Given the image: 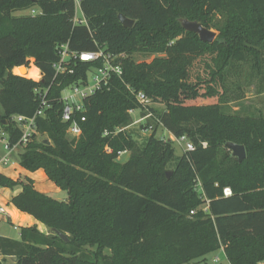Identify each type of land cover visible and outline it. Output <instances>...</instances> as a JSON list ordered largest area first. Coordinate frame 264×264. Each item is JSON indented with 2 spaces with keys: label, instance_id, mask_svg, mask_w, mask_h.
<instances>
[{
  "label": "trees",
  "instance_id": "trees-1",
  "mask_svg": "<svg viewBox=\"0 0 264 264\" xmlns=\"http://www.w3.org/2000/svg\"><path fill=\"white\" fill-rule=\"evenodd\" d=\"M32 7L40 13L13 15ZM80 9L81 25L75 0H0V137L19 144L14 117H34L47 93L51 107L36 119L38 134L19 163L68 194L58 201L28 176L0 174L1 187L22 188L12 204L49 230L0 236V264H188L220 250L230 264H264V117L223 109L235 101L231 70L250 65L264 80V0H81ZM120 15L134 26L125 28ZM183 20L217 31V39L202 42ZM66 44L78 54L126 55L123 76L87 99L78 140L67 136L60 99L90 66L78 62L74 75L56 77L57 47ZM136 54L164 57L137 63ZM129 88L164 106L150 108L154 131L142 145L128 130L115 134L133 124L130 110L146 114ZM158 129L186 136L195 150L176 156ZM229 142L246 148L242 163ZM120 152L130 153L124 163Z\"/></svg>",
  "mask_w": 264,
  "mask_h": 264
},
{
  "label": "built area",
  "instance_id": "built-area-1",
  "mask_svg": "<svg viewBox=\"0 0 264 264\" xmlns=\"http://www.w3.org/2000/svg\"><path fill=\"white\" fill-rule=\"evenodd\" d=\"M81 0H75L76 5L80 6ZM34 14V12H33ZM35 15V14H34ZM37 15V14H36ZM76 24H85V20L77 16L75 17ZM58 54L60 56V61L54 65V69L57 76H67L74 75L77 72L78 62H83L89 64V68L85 71V75L81 77L76 83L68 86L61 94L60 101L64 105L62 121L69 124L67 129V136L71 140H78L82 135V128L79 123L86 121V101L97 92H101L105 89L110 88V84L113 78H121L123 76V66L122 59L126 58V55H115L111 52H108L106 48H101L95 52H87L78 54L72 52L69 49V45H60L57 47ZM42 75L38 81H40ZM131 93L135 95L137 101L145 110L146 114L142 115L141 110H130L129 114L131 116H136L138 112L141 115L134 119V122L131 126L127 128L117 129L115 134H119L129 128L139 125L146 122L144 126V132L149 133L154 131V126L149 125L148 121L150 119H155L154 114L151 112L150 108L154 106L152 99L147 96L144 92H135L129 88ZM47 93L43 96V103L41 108L36 112V115L32 118L25 116H16L14 117L15 124L22 131V139L19 144L15 146H10L8 139L4 138L7 155L4 159L1 160L0 164L9 165L11 163V157L15 153H19L20 149H23L29 145L32 141V138L37 133L36 119L38 117H44L47 109L51 107L49 101L46 99ZM108 135V133H106ZM175 142L179 143L184 152H192L195 150L194 144L186 137L175 138ZM203 146L206 147L207 143H203ZM109 153L112 151L107 149ZM127 154L126 152L119 153V160ZM0 186V190H1ZM233 195L230 188L224 190L225 197H231ZM0 215H7L6 209L3 206H0ZM217 259L215 262H218Z\"/></svg>",
  "mask_w": 264,
  "mask_h": 264
},
{
  "label": "rangeland",
  "instance_id": "rangeland-1",
  "mask_svg": "<svg viewBox=\"0 0 264 264\" xmlns=\"http://www.w3.org/2000/svg\"><path fill=\"white\" fill-rule=\"evenodd\" d=\"M37 14V11L34 12V14ZM35 14V15H36ZM31 16L33 15L31 10H25V11H16L14 12V16L20 17V16ZM77 16L81 19H83V14L81 12L79 4H77ZM217 34H219L217 31H214ZM158 57H164L163 55H144V54H136L133 58L137 63H143V62H151L155 58ZM29 70L32 69L31 65L34 64V60L31 59L29 61ZM18 70V69H17ZM14 74L18 75L16 73V69L14 70ZM28 78L27 76H23ZM31 79V78H30ZM228 84L230 88V95L235 100L231 102L229 105H224V111L226 113H232V114H240V115H255V116H263L264 117V80H261V76L258 75V72H254L251 69L250 65H242V68H237L236 70H231L228 75ZM205 93V91H203ZM154 108L156 110L162 111L164 110V106L160 104H154ZM1 109V108H0ZM141 115L140 112L134 116V119H137ZM145 123L135 125L131 128H129V132L133 135L136 142L140 145H142L152 134V132L145 133L144 132V126ZM157 136L159 138H162L164 140H170L171 139L175 142V137L172 135H169L166 131L162 129H158ZM5 138H7L6 135H4ZM46 138V136L38 135L37 141H42ZM174 149L176 152V156H181L185 152L183 150V147L175 142L174 143ZM19 153L14 154V158L12 161L18 162L17 168H14L11 166H1V173L2 175L8 178H11L15 181H19L21 179H24L26 176H30L34 182H35V189L43 194H47L54 199L58 201H66L68 199V194L61 189H59L53 182H51L48 178L46 173L43 170H39L37 172H29L25 170L20 165V159ZM6 147L3 145V143L0 142V159H4L6 157ZM130 153L125 154L121 159L120 162H126L129 159ZM10 165V164H9ZM44 175L46 177H44ZM1 191L4 188L1 187ZM18 189L22 188L21 186H16L14 189L17 191ZM200 191V190H199ZM1 216V215H0ZM6 216V215H2ZM7 217V216H6ZM8 236L7 238L13 239V240H20L19 238V228L14 226L12 224L11 220L7 219L6 221L2 220L0 223V236ZM3 236V237H4ZM107 254H109L108 251H106ZM217 259H219L218 262H215ZM7 264H13L12 262H7ZM188 264H230L228 258L226 257L223 250L214 252L212 254H209L204 259L196 260Z\"/></svg>",
  "mask_w": 264,
  "mask_h": 264
},
{
  "label": "crops",
  "instance_id": "crops-1",
  "mask_svg": "<svg viewBox=\"0 0 264 264\" xmlns=\"http://www.w3.org/2000/svg\"><path fill=\"white\" fill-rule=\"evenodd\" d=\"M33 12L37 11V14L40 13V10L38 7H32L31 9H29ZM36 14V13H35ZM14 15V14H13ZM34 15V14H33ZM31 66H34L31 65ZM35 67V66H34ZM36 68V67H35ZM19 69V68H17ZM16 69V70H17ZM38 69V68H37ZM39 70V69H38ZM40 71V70H39ZM40 77H41V73H40ZM1 111V109H0ZM169 134V133H168ZM170 135V134H169ZM4 135H2V137H0V142L3 143V145L5 146V141H4ZM171 139V137H170ZM172 140V139H171ZM6 147V146H5ZM7 154V153H6ZM15 154V153H14ZM14 154L11 157V163L10 165H4V164H0V171H1V166H13L14 168H17L18 162H14L12 161V159L14 158ZM2 159H0L1 162ZM0 174H3L0 172ZM30 177V176H28ZM44 177H46L44 175ZM31 178V177H30ZM48 178V177H47ZM21 192V189H18L17 191L15 190H11V189H4V190H0V206H3L6 209L7 212V217L6 216H0V223L2 220L6 221L7 219L11 220L12 224H14V226L19 228V238H20V228L21 227H32V226H37V228L45 234L49 233V230L42 225L40 222L36 221L32 216L22 213L21 211H19L13 204H12V198L16 195H18ZM4 236V235H3ZM4 237H8V236H4ZM7 262H12L13 264H16V259L15 258H7L5 264H7Z\"/></svg>",
  "mask_w": 264,
  "mask_h": 264
},
{
  "label": "water",
  "instance_id": "water-1",
  "mask_svg": "<svg viewBox=\"0 0 264 264\" xmlns=\"http://www.w3.org/2000/svg\"><path fill=\"white\" fill-rule=\"evenodd\" d=\"M119 18H120L122 25L125 28L131 29L134 26V21L126 18L124 15H120ZM182 26L185 29V31L197 34L200 40L204 43L212 44L215 42V40L218 37V34L216 32L206 29L205 27L202 26V24L198 22H190L188 20H183ZM23 68L24 67H21L19 69H23ZM46 143L50 144L49 141H46ZM226 147L228 148L229 151H231L232 156L238 159L239 163H242L246 159L247 152L244 146L229 142L226 144ZM167 175L168 177H170L171 172H168ZM60 237L63 240L68 241L65 235L61 234Z\"/></svg>",
  "mask_w": 264,
  "mask_h": 264
}]
</instances>
